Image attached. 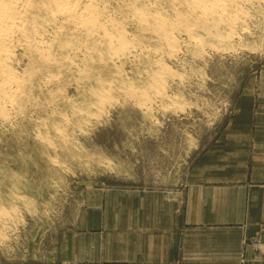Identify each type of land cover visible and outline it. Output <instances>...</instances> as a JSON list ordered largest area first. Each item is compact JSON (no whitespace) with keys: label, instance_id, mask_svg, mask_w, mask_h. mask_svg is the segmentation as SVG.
I'll list each match as a JSON object with an SVG mask.
<instances>
[{"label":"rangeland","instance_id":"1","mask_svg":"<svg viewBox=\"0 0 264 264\" xmlns=\"http://www.w3.org/2000/svg\"><path fill=\"white\" fill-rule=\"evenodd\" d=\"M103 4L129 51L111 57L105 46L93 48L78 36L72 50L54 49V65L16 53L28 97L7 107L8 118L0 116V264L39 263L58 234L78 226L85 208L100 206V197L178 188L199 163L212 161L222 133L244 130L231 122L250 114L246 87L264 83V0L239 5L233 37L200 24L192 38L174 33L179 52L170 57L131 13L132 7L155 10L173 20L169 0ZM161 71L162 89L152 91V77ZM102 90L109 104L94 96ZM131 92L136 98L129 99ZM247 243L259 249L261 240Z\"/></svg>","mask_w":264,"mask_h":264},{"label":"crops","instance_id":"2","mask_svg":"<svg viewBox=\"0 0 264 264\" xmlns=\"http://www.w3.org/2000/svg\"><path fill=\"white\" fill-rule=\"evenodd\" d=\"M244 97V130L222 133L212 161L174 190L100 197L37 264H264V83Z\"/></svg>","mask_w":264,"mask_h":264},{"label":"bare ground","instance_id":"3","mask_svg":"<svg viewBox=\"0 0 264 264\" xmlns=\"http://www.w3.org/2000/svg\"><path fill=\"white\" fill-rule=\"evenodd\" d=\"M103 1L104 0H0V116L2 119L8 118V114H7L8 112L6 110L7 107L11 108V106H19L28 97V93H26V89H25V81L22 78V73L18 72L17 68L14 65V60L16 58V53L18 51L22 52V56H28V58H30L31 60L37 61L39 65L40 64L54 65L55 64V60H54L55 54L53 55V51H55L54 49H57V51L60 52L72 50V47L76 46L75 42H77V41L74 42L75 39L73 38L75 37L78 38V36L79 37L84 36V39L85 37L89 39L90 41L89 43H92L91 46L93 48H95L93 45L105 46L104 48L106 49V52L110 54L111 57L119 53H124L126 50L129 51L128 47L130 44L125 37V33L118 24H116L115 22H113V20H111L113 18L112 17L113 15L112 16L110 15L112 17L111 19L107 17L106 8L105 6H103L104 5ZM169 1L175 12V18L173 20H168L165 16L159 14L160 12L159 13H157V11L154 12L155 10L149 11L142 8L140 9H137L136 7L131 8L129 6L132 9L131 13L133 12L134 19L136 20L142 31L150 33L159 42H161L162 45L165 46V48L169 51L170 53L169 57L172 54L179 52V50H177L178 41L176 40L179 37L175 38L174 33L177 32L183 33L188 37L192 38L191 36L194 35L196 30V28H194L196 24H200L201 26H212V27L220 26L226 32L227 37H233L234 29L239 24V17H238L239 13L237 14L238 12L237 8H239L241 4L243 3L245 4L246 2V0H169ZM148 6L150 7V5ZM126 7L127 6L125 5L124 8ZM177 8L185 9V12L179 13L177 11ZM112 9L113 8H111V10ZM241 13L242 12H240V15ZM117 23H119V21ZM197 26L198 25H196L195 27ZM123 28H125L124 25ZM55 41H57L58 44L56 48H54ZM193 41H198V39L197 38L196 40L193 39ZM84 48L85 50L89 49L87 45L84 46ZM154 51L155 50H153V52ZM184 52H185V48H184ZM166 53L165 55L168 56ZM162 69L165 70L167 68L166 66H163L161 70ZM163 72L162 71L158 72L156 75L152 77V80L149 84V87L152 91H158L159 89H162L160 87H162L164 84L163 82L164 79L162 81V75H164ZM103 90L99 91L100 93L97 91V93H94V96L97 98H104L105 95L103 94ZM129 90L131 91V88ZM107 91H105V94L107 93L108 95ZM119 91L121 92L122 90ZM137 92L139 93V91ZM141 95H144V93L141 92ZM132 96L136 98L137 95L131 92L130 98L129 97L128 98L131 99ZM147 97L148 95H146V99ZM104 99L105 100L103 101L105 102L106 99L107 102L109 101V98H104ZM141 103H146V102L142 101ZM99 104L102 105V100L101 103Z\"/></svg>","mask_w":264,"mask_h":264}]
</instances>
